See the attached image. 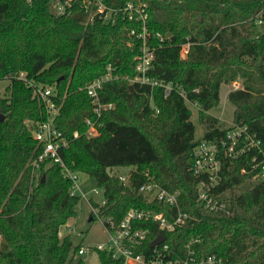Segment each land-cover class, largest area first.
I'll return each instance as SVG.
<instances>
[{
    "label": "trees",
    "instance_id": "1",
    "mask_svg": "<svg viewBox=\"0 0 264 264\" xmlns=\"http://www.w3.org/2000/svg\"><path fill=\"white\" fill-rule=\"evenodd\" d=\"M122 5L127 0H107ZM149 27L168 37L158 46L149 76L164 86L131 82L136 77L139 45L129 35L133 22L89 21L79 7L69 16L55 11V0H0V264H86L60 230L76 218L80 197H71L73 181L57 163H43L40 175L31 163L41 152L32 135L35 122L48 118L34 86L18 77L25 72L35 85L52 87L61 108L56 126L69 139L63 159L71 170L86 173L104 190L99 216L119 222L132 208L163 212L175 208L150 201L140 186L149 179L179 190L186 223L163 231L148 222L151 241L165 236L178 254L193 238L196 257L216 255L224 264H264V181L254 180L253 153L223 158L215 197L230 214L214 212L200 202L193 149L201 139L220 140L231 127L211 114L223 84L243 86L229 92L235 106L232 125H247L264 150V0H149ZM191 42L186 57L181 44ZM108 65L120 78L104 83L103 102L114 109L102 116L100 134L88 137L87 118H95L87 85L102 77ZM186 91L187 98L180 89ZM197 105L204 136L196 138L191 105ZM132 166L129 185L111 172ZM45 175V178H43ZM95 206L98 203L93 202ZM96 214L93 212L94 220ZM98 217V216H97ZM105 264H122L100 252ZM193 264V263H192Z\"/></svg>",
    "mask_w": 264,
    "mask_h": 264
},
{
    "label": "built area",
    "instance_id": "2",
    "mask_svg": "<svg viewBox=\"0 0 264 264\" xmlns=\"http://www.w3.org/2000/svg\"><path fill=\"white\" fill-rule=\"evenodd\" d=\"M149 2V0H127L122 5H111L107 0H55L54 6L60 16H69L74 8L79 7L88 14L89 21L98 19L108 24H116L125 19L132 21L133 26L130 28L129 35L139 45V52L135 56L136 77L127 76L126 78L131 82L164 86L166 94H169L174 89L172 83L164 84L149 76L158 46L161 47L166 43L169 37L149 27ZM190 46L189 40L181 44L183 58L187 56ZM114 70L113 66L108 65L102 77L87 85V92L91 97L93 111L96 115L95 118L86 119L88 137L100 134L103 114L114 109L113 103L103 102L100 95L105 82L120 78ZM18 77L34 86L35 95L42 101L48 112L46 120L35 122L32 127V135L41 147V152L31 163L33 174L39 176L41 167L46 161L57 163L65 177L73 181L69 190L70 196L80 197V199L87 197L79 183V171L68 168L63 159L64 151L69 146V139L55 123L61 108V103L54 97L56 93L52 87L33 84L27 79L25 72L19 73ZM179 91L187 98L185 89L181 88ZM193 106L197 107L195 104ZM248 153H253L251 170L257 171L254 178L264 181V150L261 141L250 133L247 125H232L219 141L203 138L194 146L191 171L200 178L197 195L206 208L214 212L231 213L227 203L214 195V190L222 179V161L224 157L239 159ZM131 174L129 171L118 174L117 177L123 185L127 186L130 183ZM140 192L150 201H157L175 208L176 217L170 219L166 214L155 209L132 208L119 222L111 218H108L106 223L102 221L107 232V240L95 244H82L75 253L76 257H82L86 264H105L101 260L100 252H105L112 259L121 261L122 264H224L222 257L214 254L207 257H196L192 244L200 242V238L197 237L185 245L182 255L176 253L165 242L166 239L152 247V252L146 255L141 249L146 241L150 240L152 230L149 226H145V223L151 222L161 230L168 232L185 224L189 215L183 211L184 201L179 190L170 191L153 179H149L140 186ZM90 201L93 212L100 217L99 207L107 203L105 196L98 206L93 204L94 201ZM1 237L0 233V242Z\"/></svg>",
    "mask_w": 264,
    "mask_h": 264
},
{
    "label": "rangeland",
    "instance_id": "3",
    "mask_svg": "<svg viewBox=\"0 0 264 264\" xmlns=\"http://www.w3.org/2000/svg\"><path fill=\"white\" fill-rule=\"evenodd\" d=\"M262 28L264 29V25H262ZM8 85L9 80L0 81V89L2 93H5L6 87ZM242 86L243 84L241 79H237V81H234L230 84H223L220 91L219 105L210 111L211 114L217 116L221 122L225 123L226 127L232 126L235 110V106L230 102L228 94L230 91L241 88ZM191 109L192 121L196 127L195 135L198 139L204 136V126L199 119L198 107L191 105ZM132 169V166L115 167L111 173L118 175L121 173H128ZM79 183L81 184V187L83 188L87 197L80 199L76 206L78 213L76 218L69 220L66 225L62 226L60 230L61 236L65 237L66 235H70L74 246L80 243L86 245L89 243L95 244L106 241L108 236L101 218L96 216L94 220H90V217L93 213L90 200L101 204L104 199V190L97 185L95 179L86 173L79 172Z\"/></svg>",
    "mask_w": 264,
    "mask_h": 264
},
{
    "label": "water",
    "instance_id": "4",
    "mask_svg": "<svg viewBox=\"0 0 264 264\" xmlns=\"http://www.w3.org/2000/svg\"><path fill=\"white\" fill-rule=\"evenodd\" d=\"M0 118L3 119L4 115L0 114ZM43 178H45V175H43ZM93 217H90V220H92ZM165 240V236L164 235H159L158 237H156L152 242H151V246L154 247L158 244H160L161 242H163Z\"/></svg>",
    "mask_w": 264,
    "mask_h": 264
}]
</instances>
